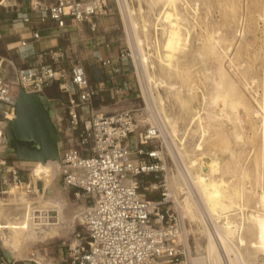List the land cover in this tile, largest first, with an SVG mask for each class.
<instances>
[{
    "label": "built area",
    "instance_id": "2783aa9c",
    "mask_svg": "<svg viewBox=\"0 0 264 264\" xmlns=\"http://www.w3.org/2000/svg\"><path fill=\"white\" fill-rule=\"evenodd\" d=\"M113 13L110 0H32L31 12L22 20L55 21L62 30L70 20L91 23L95 30L93 18ZM66 34L58 33L62 37ZM42 38L41 33H32L33 40ZM26 44L23 41L21 46ZM94 45L99 47L100 43ZM36 56L40 62L28 67L0 56V129L5 133L3 122L16 118L21 88L43 94L56 86L67 96L68 134L61 133L62 153L55 173L63 188L71 191L76 201H85L86 206L77 217L75 242L69 246L68 258L60 249L59 259L65 264H184L190 253L186 236L190 223L168 179L165 152L160 144L153 145L154 139L161 140L159 125L144 118L147 109L134 102L104 114L92 112L84 122L86 109L94 111L103 90L94 84L83 59L76 57L67 69L63 66L68 58L65 48L49 49ZM94 58L96 80L110 68L115 104L129 100L134 92L132 84L125 78L116 81L129 58L126 47L119 48L116 58H105L98 51ZM134 135L137 140L132 145ZM43 191V181L19 160L0 161V197L5 202L15 197L33 200ZM34 213L42 214L45 226L59 224L55 210ZM36 219L41 220L38 216ZM35 258L31 253L29 260H8L0 249V264H39Z\"/></svg>",
    "mask_w": 264,
    "mask_h": 264
},
{
    "label": "bare ground",
    "instance_id": "6f19581e",
    "mask_svg": "<svg viewBox=\"0 0 264 264\" xmlns=\"http://www.w3.org/2000/svg\"><path fill=\"white\" fill-rule=\"evenodd\" d=\"M8 1L0 0V6ZM198 1L138 0L135 11L132 10L128 0H119V3L129 38L133 37L132 46L138 53L136 63L144 76L143 85L147 89L148 87L154 89L151 98L156 102V110L162 118V124L159 127L161 130L164 128L167 136L173 140L176 146L175 157L183 162V167L177 169L178 174L171 176L170 180L172 187L177 189L176 197L182 199L183 215L188 216L195 223L197 233L206 239L204 247L199 244L205 253V257L197 258L199 263L205 262L203 261L205 258L210 264H264V262L260 263L264 261V175L254 171L255 176L257 174L259 176L262 192L256 197L258 209L245 214L248 211L245 204L248 190L240 184L238 179L229 177L236 176V170H229L219 157V152L225 150L229 152V157L236 164L241 162L240 154L229 147L230 142L227 140L229 136H225V128L229 123L237 125L235 122L239 120L237 118L239 109L247 108L234 77L237 70L247 67L243 63H236V59L229 55L232 44L225 45V42H228L226 36L220 35L218 30L214 32L207 25L201 26L202 24L197 21ZM228 1L231 2L229 9L231 11L235 0ZM260 17L264 21V12ZM198 26L203 33L195 36L194 32ZM194 41L198 42L201 49L198 56L204 57L203 54L207 53L216 67L212 72H206L208 75L203 74L202 78L208 88H205L206 92L201 91L200 96L193 87L192 72L188 67L189 59L194 56ZM225 62L229 63V69ZM242 82L246 88L250 89L251 84L256 80L252 79L250 82L244 76ZM161 88L166 96L163 95ZM197 96L200 97L203 112L193 106V100ZM254 99L259 109L250 110L249 113L260 118L259 127L262 131L261 138L264 140V93L261 99L258 97ZM39 100L59 139L52 157L42 158L43 148L37 139L8 136L7 132L4 133L0 129V156L19 159L23 166L31 167L35 178L44 182L43 193L33 200L15 197L10 199V202H4L0 198V237L2 238L0 246L10 259L29 256L30 247L37 242L68 236L69 231L74 228L79 212L86 206L83 201L82 209L68 214L71 210L67 211L68 190L61 186L55 173V165L62 153L59 128L62 112L48 97L40 95ZM169 101L176 103L186 117L190 115L189 117L196 120V129L192 130V134L201 133L199 139L193 140V143L187 141L185 128L184 131L179 128L180 117L175 118L176 116L174 117V114H170L167 110L166 103ZM86 113H89V109H86ZM10 124L11 121H6L2 126L7 131ZM232 137L236 141L241 138V134L234 133ZM136 138L131 139L132 145L136 144ZM159 142L158 139H154L153 145L157 146ZM223 143L226 144L225 148ZM261 151H264V148ZM260 159L263 167L264 154ZM242 173L243 177L249 176L250 170L248 167L244 168ZM49 210H55L59 214L58 225L45 226L46 224L41 222L42 214L34 213ZM37 216L41 220H37ZM209 221L213 222L214 230L209 226ZM186 236L188 238V235ZM37 258H35L36 261ZM29 259H31L30 256ZM37 262L53 264L45 261Z\"/></svg>",
    "mask_w": 264,
    "mask_h": 264
},
{
    "label": "rangeland",
    "instance_id": "374dc122",
    "mask_svg": "<svg viewBox=\"0 0 264 264\" xmlns=\"http://www.w3.org/2000/svg\"><path fill=\"white\" fill-rule=\"evenodd\" d=\"M110 1H111V4L113 5L114 13L112 15L105 16V17L113 18L114 28H112V33H102V34L109 35L110 36L109 40L116 44L115 45L116 54L114 55L115 58L118 56L119 48L121 46L126 47L127 53L129 54V58L126 61V64L124 66L122 73L118 76L117 82L121 80L119 78H123V79L126 78L132 84L134 92L132 95H129L130 97L129 100L119 102V104H115L114 98H112L110 101L98 103L94 111H89L88 114L84 115L83 121L88 122V120L90 119V116L92 115V112H94V114L96 113L104 114L105 112H100L102 111L101 109L104 106L111 107L112 109L115 110L119 106H129L134 102V103L140 104L143 108L147 109L145 111L144 118L148 119L150 123L161 125L162 118L160 117V114L156 110V107H155L157 104L151 98V95L154 92V89H151V87H148L147 89V87L143 85L144 76L142 74V71L140 70V68L137 66V63H136L138 61V58H137L138 53L135 47L132 46L133 37L131 36V38H129V34L127 31V25L123 19V13H122L119 0H110ZM128 1L131 4L132 10L135 11L136 6L138 5V0L137 1L128 0ZM263 2L264 0H235L233 3V10L231 8V11H230L229 9L231 6V2L228 0H221V1L220 0H199L198 1L199 5H198L197 21L200 24H202L201 26L207 25L208 27L212 28L214 32L218 30L220 32V35L226 36L227 38L226 41H228L229 43L225 42V45L232 44L230 45L231 48L229 50V53H230L229 55L232 58H234V60L236 59L235 61L236 63H243L244 65H246L245 67H247V68H242V69L237 70L236 74L234 75L232 73V75H234L235 80L238 83L240 92L241 94H243L242 97L244 99V102L247 104L248 109L246 107H241L237 113V118L239 119L238 121L235 122V124L237 125L229 123L228 126L225 128L226 134H227V135L225 134V136H229L227 137L228 138L227 140H229L230 142L229 147L240 154L241 162H239V164L238 163L236 164V162L231 160V158L229 157L230 154L228 151L224 150L222 152H219V157L221 161L223 162V164L225 166L227 165L226 167L229 170L230 169H232V171L236 170L235 171L236 176H232L230 174L231 176L229 177H231V179H234V180L238 179L240 184H242L248 190L246 192V197H245V204L247 205L248 211H246L245 214H247V212L251 213L258 209L257 208L258 206L256 204V197L258 193L262 192V188L259 186L258 174H260L261 172L264 175V165L262 167V163L260 159L262 155L264 154V151H261L262 148H264V140L261 138L262 131H261V128L259 127L260 118L249 113L250 110L259 109L258 105L254 102L255 101L254 98L258 97L259 99H261L264 93V21L260 17L261 13L264 12ZM14 3L15 1L9 0V2H7L5 5L0 6V16L3 15L6 10H10ZM231 13L232 14L234 13L233 17ZM194 33H195L194 35L196 36L197 34L203 33V30L201 29L200 26H198ZM193 45H194L193 47L194 56H192L189 59L188 67L192 72L191 82L193 84V87H195V91L200 96L201 91L205 90L204 92H206V89L208 88L206 87L207 84L204 78H202L204 76L203 74L208 75L206 74V72L207 73L212 72V70H215L216 67L213 64L214 63L213 60L208 56L207 53L203 54L204 57L198 56L201 50L198 42L194 41ZM0 56L7 57L14 61L16 59L15 54H13L12 52L11 54H8V51L6 50L5 42L2 38H0ZM225 65L227 69H229V63L225 62ZM244 76L250 82L252 79L256 80L255 83L251 84L250 89L246 88L242 82ZM161 91L163 92V95L166 96L162 88H161ZM43 94L46 95L49 99L55 101L56 105L58 106V109L60 108L62 112V119H61L62 121L60 122V126H59L60 131H61L60 133L63 132V135L68 134V132L66 131V128L68 127L67 110L64 105V102L67 96L61 93L58 87L56 86L46 89ZM199 96H197L196 99L193 100V106L195 109L197 108L201 110V112H203L202 110L203 105L201 104ZM166 104H167V110L170 114L172 115L174 114V117L176 116L175 118L177 119L180 117V120L178 119L179 128L182 131H184V128H185L186 130L185 137L187 138V141L190 143H193L195 140L199 139V136L201 135V133L192 134V130L196 129V125H197L196 120L189 117L190 115H187L186 117V115L182 113L180 107L176 103L174 104L173 101H169ZM222 107L223 105L221 103V108ZM246 109L248 110V112L246 111ZM233 128H234V131H233ZM234 133L241 134V138L239 140H236L237 142L234 141L235 139L234 137H232ZM136 136L137 135H134L133 137L136 138ZM61 138H62V135H61ZM165 138L167 141L165 140ZM159 144L162 146L165 152V159H166V162L169 168L168 179L171 183L170 177L173 176L174 174L175 175L178 174V170L183 167V162L179 160L177 157H175L174 151H176V146L173 144V140L169 136H167L166 130H164V128L162 130L161 140ZM223 147L224 148L226 147L225 143H223ZM6 159H16V158L4 157L2 155L0 156V161H6ZM232 164H235L237 167H234L235 165H232ZM27 167L30 169V172L32 173L31 167L30 166H27ZM247 167L250 170V175H249L250 177L246 176V177H249L248 179L242 176L243 175L242 172L244 168H247ZM237 170L240 171L241 174ZM254 171L255 172L258 171L257 172L258 174L256 175L257 178H255L256 176H255ZM240 179L242 182L240 181ZM255 181L258 184H254L256 183ZM173 188L175 189L174 186ZM176 190L177 189H175V191ZM0 198L3 200L2 197ZM176 198L179 200H182L180 199V197H176ZM3 201L5 202V200ZM8 202H10V200ZM67 202L69 205V208L67 211L71 209L68 214H71L72 211L80 210V208L82 209L83 207V201L82 200L76 201L71 191L67 192ZM185 219L187 220V222L190 223V225H187V231H186L188 232L187 235H188V240H189V245H190V253L188 254L187 260L184 261V264H204V263L210 264V262L205 258H203V261L205 262L199 263L198 259L201 258V256L205 257V253L203 252L204 250L199 247V244L202 247H204L206 245L205 244L206 239L204 236L197 233V226L195 225L194 222L190 220L188 216H186ZM77 222H78V219H76L74 228L69 231L68 236L55 237L45 242H37L33 246L30 247L28 251V255L31 257V253H35L36 257H39L37 258V261H40V262L45 261L47 263L52 262L53 264H65L59 259V254H60L59 250L63 249L65 259H67L69 256V246L74 244L75 242L73 238V230L77 228ZM209 222H212V221H209ZM209 222L208 224L210 226ZM211 229L214 230L213 228ZM1 240L2 238L0 237V242ZM0 248L2 249L1 246ZM1 251L6 254V257L8 260H13L16 258V260L20 262L22 260L29 259V256L22 257V258L13 257L10 259L4 249H2ZM262 262L264 261H260V263ZM22 264H24V262H22Z\"/></svg>",
    "mask_w": 264,
    "mask_h": 264
},
{
    "label": "crops",
    "instance_id": "0c3cea01",
    "mask_svg": "<svg viewBox=\"0 0 264 264\" xmlns=\"http://www.w3.org/2000/svg\"><path fill=\"white\" fill-rule=\"evenodd\" d=\"M13 1H15V3L12 8L10 10H6L5 13L0 16V38L4 40L8 54H11V52L15 54V61L20 67H28L39 63L40 59L36 55L44 51L49 49L59 50L65 48L68 50V58L63 66L70 69L76 57L82 58L94 84L103 90L100 94L101 96L96 99V107L98 103L102 102V99L104 101H110L114 98L111 91L112 82L109 76L110 68L104 69L100 80L95 79V72L93 70L96 51H98L100 55L105 58H115L116 44L109 40V35L102 34L112 33V28H114V21L112 17L99 16L93 18L92 22L96 23L95 30H92L91 23L75 24L70 20L67 21V26L62 30L57 26L55 21H48L46 23H40L37 21L27 23L23 21V15L31 12L32 0ZM48 1L54 2L56 0ZM34 32L41 33L43 38L33 40L32 33ZM58 33L67 34L66 37H62L58 35ZM23 41L27 42L24 47L21 46ZM95 42H99L100 46L96 47L94 45ZM32 54L33 56H30ZM5 58L7 60L9 59L7 57ZM119 79H121L119 81H122V78ZM44 96L47 98L46 95ZM51 101L56 103L53 100ZM101 110H105V113H108L114 109L104 106Z\"/></svg>",
    "mask_w": 264,
    "mask_h": 264
},
{
    "label": "water",
    "instance_id": "95a60500",
    "mask_svg": "<svg viewBox=\"0 0 264 264\" xmlns=\"http://www.w3.org/2000/svg\"><path fill=\"white\" fill-rule=\"evenodd\" d=\"M40 95L20 89L15 105L16 118L11 121L6 132L8 136L37 139L43 148L42 158L47 159L53 156L59 139L39 100Z\"/></svg>",
    "mask_w": 264,
    "mask_h": 264
}]
</instances>
